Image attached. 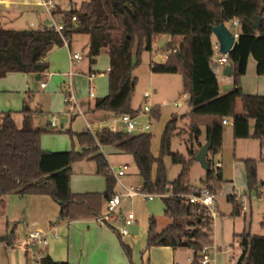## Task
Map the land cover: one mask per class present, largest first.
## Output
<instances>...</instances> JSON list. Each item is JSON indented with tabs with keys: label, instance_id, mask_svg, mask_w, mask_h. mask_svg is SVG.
<instances>
[{
	"label": "trees",
	"instance_id": "trees-1",
	"mask_svg": "<svg viewBox=\"0 0 264 264\" xmlns=\"http://www.w3.org/2000/svg\"><path fill=\"white\" fill-rule=\"evenodd\" d=\"M54 14L65 25L63 34L70 41L75 35L89 37L92 64L104 51L110 59L109 93L95 101L94 111L116 117L138 115L141 109L132 108L138 82L134 71L141 63L142 53L151 52L156 40L169 36L170 42L160 49L166 61L151 62L150 69L152 73L182 76L191 109L185 117L190 119L193 140L198 141L201 127H205L207 141L211 142L210 155L219 154L224 119L233 120L235 139H264V96L245 94L241 87L250 57L257 63V74L264 76V0H85L79 8L58 6ZM74 17L76 22H72ZM256 17L261 18L259 29L252 25ZM235 18L240 22V34L227 55L233 90L221 95L212 67V27ZM55 46H63L61 36L44 25L32 30L0 29V79L8 73L44 74L49 68L45 59ZM32 114L30 110L25 111L22 126L18 128L11 113L0 112V197L12 193L47 195L59 203L60 220L95 219L100 214L102 199L111 198L116 185L100 147L114 146L132 157L143 190L163 195L164 215L172 220L157 232V221L150 218L147 247H187L193 251L191 264H201L205 242H212L213 222L183 197L192 188L189 173L195 152L191 149L186 157L171 151L177 130L175 118L166 124L159 155L155 158L150 132L130 135L123 130H103L96 134L69 131L71 136H76L81 151H43L41 137L48 130L34 127ZM152 115L157 120L160 118L159 106L153 107ZM251 121L255 122L252 134ZM167 156L182 167L173 181L167 176L164 162ZM85 159L93 161L97 174L106 179L107 188L102 195L71 192V165ZM208 162L210 170L200 183L216 194L221 172L211 160ZM259 162L244 161L249 191L258 190ZM228 198L234 204L232 215H240L239 206L231 196ZM236 239L242 251L236 264H264L263 235L243 232ZM123 248L131 258V249L125 244ZM41 262L67 264L50 257H43Z\"/></svg>",
	"mask_w": 264,
	"mask_h": 264
},
{
	"label": "crops",
	"instance_id": "crops-1",
	"mask_svg": "<svg viewBox=\"0 0 264 264\" xmlns=\"http://www.w3.org/2000/svg\"><path fill=\"white\" fill-rule=\"evenodd\" d=\"M60 7L63 8L61 5ZM47 23V16L45 15L42 7L39 6L38 0H0V29L32 30L39 29L42 27V25L46 26ZM32 24L34 25V27L31 26ZM228 24L230 23L226 24L227 27ZM238 34H240V32ZM170 40L171 39L168 36V42H170ZM158 41L159 40H156L154 44H157ZM215 41L216 38L214 37V35H212V43H214ZM54 49H66L67 54L63 52L61 56L54 57L51 61L47 62L46 60V62L49 64V68L44 74H31L32 76L31 78H29L30 76H28V74H25L22 77H18V75L22 73H8L5 77L0 79L1 113L5 112L1 111L2 103L4 110L11 109L8 107V91L10 89L15 88V81L19 78H22V81H28L29 79L33 78L35 82H40V86L42 82H45V87L41 88L42 90L46 91L47 97H49L50 99L52 98V95H54L56 88L54 86L52 89H50L47 84L48 80L46 81V79H54L55 81V79L59 77L57 74H62L64 77L70 78V83L72 84L74 82V75L76 73H81L87 76L89 90L90 88H93L94 90V97L89 98L91 100L96 99L97 95L94 82L96 79L103 77L104 75L108 77L110 59L106 72L93 71L91 66L92 63L89 58V37L87 35H77L74 41H70L68 48L65 46H55L50 51ZM77 52L82 54L83 59L78 65H71V56ZM162 56L164 57V61H166V56L161 55V57ZM85 58L86 61H89V63H87V66H82L84 65ZM217 58L218 56L214 54L212 58V67L218 79L219 93L221 95H225L233 90V81L229 65L219 63L217 61ZM249 69H255L257 73V63L252 57L249 58L246 75ZM69 86L71 87V85L69 84L64 89L66 90V88ZM242 90L245 94L264 96V93H262L263 91H255L254 93L249 89L242 88ZM64 92L66 95L65 102L68 106L67 115H69L71 118L80 117L84 123V128L81 130V132L89 131L88 126H90L92 129L90 130L91 133H93V131L96 133L100 132L101 128L105 126H114L118 130L124 129L122 123L118 120V117H116L115 115L104 111H94L95 103L92 104L90 101L78 102L76 100L72 87L70 90H66ZM154 92L156 93L157 90L155 89ZM27 95H30L29 89L27 91ZM71 95L74 97L73 102L68 100V96ZM143 103L139 105L138 110L142 108ZM178 106H181V103H179ZM132 108L134 110H137L136 107ZM27 110L33 112L32 119L34 127L46 128L49 132L55 133H62V131L65 129L64 125L58 124L57 117H54L56 120L55 126H51V122H45L43 120L44 112L41 108L36 107L35 109H31L30 107H26L25 111ZM190 110L191 109L189 108V111H186L183 114L172 113L166 118V120H164L163 124L154 127L150 131L152 135L151 152L155 158H157L159 155L161 137L168 121L171 120L173 115L184 117L185 121H187L185 115L188 114ZM138 116L139 120L142 123L146 122L142 121L143 116L146 115H141L139 113ZM12 118L16 126L18 128H21L24 115H15L12 116ZM254 124V121L250 122L251 134L254 130ZM223 126L224 130L222 135L221 152L213 156L210 155V153L208 154V159L212 161L213 165H216L218 163L221 164L219 167V171L221 172V189L218 190L216 193V208L217 196L219 193H221V191H223V185L225 187L230 184L233 187L232 182H235V179L231 180L225 177V167L223 162L225 160V150L227 148L226 143L229 140H233V143L236 147V158L234 159L231 165V167L233 168V172H235V176H244V173H246V167L244 164L245 160H257L260 161L257 169V176L259 186L261 185V190L263 186L261 182H264V139H235L232 119H230L229 124ZM227 126L231 127L228 132H226L225 129V127ZM207 142L208 141L206 137V128L201 127V135L198 141L196 142L197 147L196 149L193 148V151L195 152L194 154H196L198 150ZM253 143L255 145L254 150L251 149V145H253ZM41 148L43 151L46 152H66V150H69V141L65 138V136L50 139V137H46L44 135L41 137ZM79 148V151H81L82 147L79 146ZM100 150L106 157L110 167L111 163L109 160V156L129 157L135 165L131 156L119 152L114 146H101ZM190 150L191 149L189 147H186L187 157ZM84 161H88V163L92 162L94 165L80 166V175L71 177V192L73 194L90 193L102 195L107 188L105 177L97 174L96 164L93 161L85 159L79 162L82 163ZM196 165H198L199 167L201 166L194 160L191 168L195 167ZM201 169L203 172L199 177L200 182L201 180H205L207 174V171L204 170L202 166ZM155 171L156 166L154 167V173ZM200 182H190V185L192 187L198 186L201 184ZM141 185L142 183L140 184V186ZM232 189V193H227L228 200V197L232 196V194L236 191L234 187ZM116 191L118 190L115 187L114 192ZM155 200L156 199L152 201H145L142 197L135 196L123 202L122 211H132L135 215L136 220L134 224L129 227L130 235L126 237H121L116 231H114L109 226L102 225L101 223H99L96 218L60 220V205L59 203L54 201L50 196H20L18 194L13 193L2 196L0 197V264H33L30 260V255L32 254V251L26 250L24 244L28 238V235L35 230H40L44 233L50 234L48 238V245L43 246L40 251L43 257H50L55 262H64L67 264H185L183 259L181 260L180 258V251L181 249H183V247H147L149 220L151 217L157 218L162 214V211L159 205L155 202ZM105 201L106 200L102 199L100 214L103 211ZM242 202L243 199L240 200L238 205H244L242 204ZM250 213L251 219L248 224H246L247 212H245V214L243 215L245 219L244 222H238V226L235 222H233V228L231 232L235 243L225 246V253L232 258H236L234 260V264L237 263L242 253L240 247L236 245V243L239 242L236 239V236L240 235L243 232H248L252 235H256L252 233L254 230L252 220L254 212L252 207L250 209ZM257 216L263 219L262 225L264 226V210L258 209ZM168 219L170 221L166 226H168L172 221L170 218ZM116 224L117 226H119L122 224V222L118 220ZM52 231H55V233L57 234L56 237L51 236ZM212 241L214 245V240L212 239ZM123 244L127 245L131 249V258L127 256L123 248ZM218 251H220L219 248L216 252H214L215 262ZM187 260L189 263H191L192 257H187Z\"/></svg>",
	"mask_w": 264,
	"mask_h": 264
},
{
	"label": "rangeland",
	"instance_id": "rangeland-1",
	"mask_svg": "<svg viewBox=\"0 0 264 264\" xmlns=\"http://www.w3.org/2000/svg\"><path fill=\"white\" fill-rule=\"evenodd\" d=\"M85 0H76V3H73L77 8L81 5V3ZM61 6L63 8H68V2L66 0H62ZM229 29L233 33H239L240 27H234L231 24H228ZM77 35L72 37V41L76 38ZM65 52L67 54L66 49H54L47 54L45 61H51L52 58L61 56L62 53ZM165 53L162 52L157 44H154L153 49L151 52H143L141 56V63L134 71V75L137 77L138 82L136 85L135 93L132 98V107H136L138 110L139 105H141L143 101V94L149 93L151 94L150 98L147 100L149 105L153 107L159 106L160 108V118L157 120L151 114V129L150 131L164 123V120L172 113L183 114L186 111H189V105L187 102L188 96H185L184 92V85L183 79L180 74H158L152 73L150 71V64L151 62L161 64L164 63V55ZM165 56V55H164ZM89 61H86L84 65L87 66ZM109 64V58L106 52H102L100 56L97 57V60L94 64H92L93 71L98 72H106L107 66ZM70 71V70H69ZM27 73H22L18 75V77H22ZM69 74V72H68ZM59 77L57 79L51 80L46 79L48 87L52 89L54 86L56 91L52 98L49 99L47 97L46 91L42 90L40 86V82L37 83L34 79H29L28 81H22V78H19L15 81V88L10 89L8 91V107L11 108L10 110H4L3 103L1 105L2 110L11 113L12 116L15 115H25L26 107H30L31 109H35L39 107L43 110V120L45 122H51L54 117L58 118V124L64 125L65 129L62 133H55V132H46L44 135L50 137V139L58 138L65 136L66 139L69 141V150L66 152H79V142H77V138L75 135L71 136L69 131L77 134L81 132L84 128V123L80 117L71 118L67 115L68 106L65 102V92L64 88L69 84L72 87V90L75 94L76 100L78 102H87L90 101L92 104L95 103L97 99L104 98L109 93V83L108 77L103 76L95 80L94 85L96 88V99L91 100L89 98V83L86 75L81 73H76L74 76V82L70 83V78L64 77L62 74H57ZM31 78V74H28ZM233 81V80H232ZM28 83V87H27ZM73 85V86H72ZM241 87L243 89H249L250 91H263L264 93V77H260L257 75L255 69H249L246 76H243L241 79ZM30 90V95H27L28 89ZM157 90L155 93L154 90ZM64 90V91H63ZM250 92V93H253ZM7 93V92H6ZM260 93V92H259ZM104 94V95H103ZM4 96V95H3ZM7 97V96H6ZM10 97V98H9ZM181 103V106L178 104ZM172 118L177 120V130L175 132V138L172 141L171 151L173 153H180L186 156V147L190 149H196L197 143L193 140L191 136L190 130V119L187 118L185 121L184 117H179L177 115H173ZM149 120L148 116H143L142 121ZM251 127V126H250ZM230 126L225 127L226 132L230 130ZM42 135V136H44ZM67 136V137H66ZM227 148L225 150V160H224V167H225V177L227 179H235V182H232L233 187L238 191V193L244 196L245 199V207H246V224L251 219L250 209L252 207L254 216H253V234L256 235H263L264 236V226L262 225L263 219L257 216V210H264V197L260 196L259 192L261 190V185L258 187V190L249 191L247 186V177L246 173L244 176H235V172H233V168L231 167L232 162L236 158V147L233 143V140H229L227 143ZM251 149L254 150V143L251 145ZM159 150V149H158ZM106 151V150H105ZM187 157V156H186ZM109 160L111 163V167L114 171L118 170V167L122 165L125 167L126 176L122 178L123 182L127 185H140L142 180L138 174V171L131 161L129 157H117V156H109ZM166 169H167V176L169 181H173L177 178L181 171V165L173 163L170 156H167L164 159ZM92 162L84 161L79 162L76 161L71 165V173L72 176H79L81 168L80 166H93ZM201 166L199 167L196 165L195 167L191 168L189 173V179L191 183L200 182V175L202 174ZM116 179V178H115ZM217 191L221 188V183L216 185ZM230 184L225 186L223 185V191L218 194L217 196V210L218 215L213 221V236L212 239L214 240V246L219 248L220 251L217 253L216 262L214 261L213 264H234L235 257L232 258L228 254L225 253V246L229 244H234V238L232 235V228L233 222H235L238 226V222H244V216H232L231 212L233 210V203L232 201L227 199V193H232L233 188ZM116 189L118 192L122 191V188L117 185ZM217 193V192H216ZM155 202L159 205L162 214L157 218V231H161L166 225L169 223L168 217L164 216L163 213V201L161 198H156ZM239 206V205H238ZM241 209V207L239 206ZM128 212V211H126ZM130 231V229H129ZM117 232V231H116ZM118 233V232H117ZM213 245L212 242H205L204 247H211ZM217 248V250H218ZM181 260L183 259L185 264H191L188 262L187 257H192L193 259V251L187 247H183L181 249ZM210 256L214 259V249L213 247L209 251ZM202 256V253H201ZM201 260V259H200ZM199 260V263H200Z\"/></svg>",
	"mask_w": 264,
	"mask_h": 264
},
{
	"label": "built area",
	"instance_id": "built-area-1",
	"mask_svg": "<svg viewBox=\"0 0 264 264\" xmlns=\"http://www.w3.org/2000/svg\"><path fill=\"white\" fill-rule=\"evenodd\" d=\"M68 2V8L69 9L73 3H76V0H66ZM62 0H38V4L40 7H42L45 15L47 16V25L45 26L46 28H52L55 30L62 39L63 46L69 47L70 40L64 36V31L66 29L65 25L61 22L58 21V19L55 16V11L57 10L58 6L61 5ZM72 22H76V18L74 17L72 19ZM230 24L234 27H240V22L238 18H235L230 22ZM34 27V25H31ZM233 33V32H232ZM236 39L239 37L238 33H233ZM213 49H214V54L218 56L217 61L221 64L228 65V59L227 55H224L220 53L219 51V43L217 40L212 43ZM83 59V56L81 53L77 52L74 53L71 56V65H78ZM46 83L42 82L41 87H45ZM71 87H67L66 90H70ZM151 94L149 93H144L143 94V99L144 103L142 105L140 114L141 115H146L148 116L149 120L146 122L142 123L139 120V116H132L130 114H123L118 117V120L122 123L124 129L123 131L126 132L127 134L130 135H136V134H141L145 132H150L151 129V120H152V106L149 105L148 99L150 98ZM89 97L93 98L94 97V90L93 88H90L89 90ZM68 100L73 102L74 97L68 96ZM229 119H224L223 120V125L229 124ZM51 126L56 125V120L55 118L52 119ZM89 131L92 130L90 126H88ZM103 130H109L111 132H118L119 130L114 127H103L101 128V131ZM94 134L96 132L93 131ZM92 133V134H93ZM220 163L214 165V168H219ZM109 171L111 174L116 178V185H119L122 188L121 192H114L111 198L106 199L104 203V208L103 211L100 215L96 217V220L101 223L102 225L109 226L112 228L114 231H117L118 234L121 237H126L130 235L129 227L134 224L136 218L135 215L132 211L128 212H123L122 211V205L123 202L127 199H131L135 196H140L142 197L145 201H152L156 198H162L163 195L159 194H153L149 193L147 191H144L142 186L140 185H127L123 182L122 178L126 176L125 172V167L120 165L118 167L117 171H114L112 167H110ZM260 196L264 197V185L262 186V190L260 192ZM185 198L186 202L192 206H195L198 209V212L204 215L205 217L209 218L212 222L215 221L218 212L216 208V194L213 193L210 189V187L206 185H198V186H193L191 188V191L183 195ZM235 203L238 205L240 200L244 198V196L240 195L238 192H234L231 196ZM245 203V199H243L242 204ZM241 209H239V214L244 215L246 212V207L245 205L240 206ZM120 220L122 222L121 225L117 226L116 222ZM48 233H44L40 230H35L31 232L28 235L27 240L25 241L24 247L26 250H31L32 254L30 255V260L33 264H42L41 260L43 258L41 254V248L43 246L48 245V238H49ZM51 236L56 237L57 234L55 231L51 232ZM237 246H239V242L236 243ZM213 247L214 252L217 251V248L212 245L211 247H204L202 250V257L200 260L201 264H213L214 259L210 256L209 251Z\"/></svg>",
	"mask_w": 264,
	"mask_h": 264
},
{
	"label": "water",
	"instance_id": "water-1",
	"mask_svg": "<svg viewBox=\"0 0 264 264\" xmlns=\"http://www.w3.org/2000/svg\"><path fill=\"white\" fill-rule=\"evenodd\" d=\"M260 17H256L255 22L252 24L255 29L260 27ZM212 34L219 43V51L224 55H229L235 44L238 42V38L229 30L226 24H219L212 27ZM168 43V36H164L157 42L159 49H162ZM211 142L208 141L203 145L194 156V160L199 163L206 171L210 170V164L208 162V154L210 152ZM264 185V182H261ZM180 243V241H178Z\"/></svg>",
	"mask_w": 264,
	"mask_h": 264
}]
</instances>
